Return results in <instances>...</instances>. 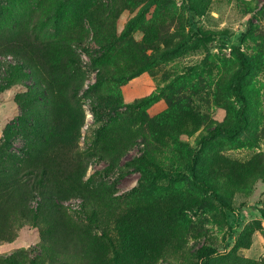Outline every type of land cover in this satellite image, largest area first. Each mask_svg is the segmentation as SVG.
<instances>
[{
    "label": "rangeland",
    "instance_id": "rangeland-1",
    "mask_svg": "<svg viewBox=\"0 0 264 264\" xmlns=\"http://www.w3.org/2000/svg\"><path fill=\"white\" fill-rule=\"evenodd\" d=\"M22 2L48 8V28L66 22L87 30L92 56L78 51L85 75L79 147L92 156L83 178L92 200L81 215L80 198L63 204L89 246L56 262L42 245L45 226L23 225L0 241V264L7 257L14 264H195L204 244L218 249L208 264H264V0H0V15ZM191 30L213 37L203 42ZM232 46L251 63L243 81L248 124L200 143L236 121ZM6 61L15 62L0 56V79ZM29 82L0 92V145ZM11 147L21 153V134ZM196 148L197 176L209 191L188 175ZM142 155L151 171L185 177L141 179Z\"/></svg>",
    "mask_w": 264,
    "mask_h": 264
},
{
    "label": "trees",
    "instance_id": "trees-1",
    "mask_svg": "<svg viewBox=\"0 0 264 264\" xmlns=\"http://www.w3.org/2000/svg\"><path fill=\"white\" fill-rule=\"evenodd\" d=\"M47 9L22 2L9 10L4 7L0 15V56L9 55L15 60L6 61L0 92L14 82L31 80L25 84L21 114L5 129L0 145V241L13 239L23 225L45 226L50 236L43 241V247L54 261L64 262L68 261L66 256L75 260L81 253L78 248L84 251L89 246V240L63 202L80 198L81 209L76 213L81 215L92 200L89 182L83 179L92 156L79 147L85 118L79 93L85 75L78 51L92 55L85 44L84 26L57 22L53 29L48 28L44 20ZM193 33L203 42L213 37L201 30ZM232 52L238 61L230 80L231 93L239 101L236 121L230 128L216 126L200 143L216 135H237L248 124L243 81L251 63L239 46H232ZM103 77L97 72L96 84ZM19 134L25 141L20 154L11 149L12 139ZM198 152V148L194 149L187 164L188 175L201 189L209 191L210 187L197 176ZM144 159V155L137 159L141 179L154 182L185 177L184 173L174 175L161 168L151 171L143 165ZM214 196L224 208L232 209L225 198L215 193ZM217 251L216 247L204 244L197 251L195 264H208ZM5 261L14 264L13 257Z\"/></svg>",
    "mask_w": 264,
    "mask_h": 264
}]
</instances>
